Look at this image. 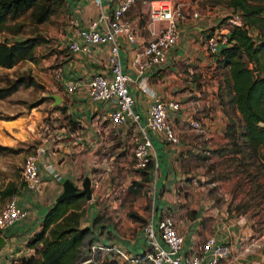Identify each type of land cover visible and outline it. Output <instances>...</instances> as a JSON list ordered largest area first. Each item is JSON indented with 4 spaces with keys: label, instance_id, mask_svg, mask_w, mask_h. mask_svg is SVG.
Listing matches in <instances>:
<instances>
[{
    "label": "crops",
    "instance_id": "0c3cea01",
    "mask_svg": "<svg viewBox=\"0 0 264 264\" xmlns=\"http://www.w3.org/2000/svg\"><path fill=\"white\" fill-rule=\"evenodd\" d=\"M110 1L104 0V6H98L91 0H66V10L70 14L69 30L62 42L66 51L53 68L55 81H52L49 93H57L63 97V101L56 105L67 109L71 121L66 126L55 128L49 135L50 140L52 136H57L58 139L53 138L49 142L45 139L47 151L40 162V174L43 179L41 190L36 194L25 186L20 187L19 202L29 214L5 229L6 242L0 246V261H6L4 264L10 263L9 255L29 256L36 252L35 248L28 245L29 238L41 228L46 212L64 189L65 179L70 178L78 184L83 171H87L92 177L90 164L99 147L110 143L114 149H119V144L126 142L131 132L137 135L130 119L121 126L112 122V101H93L89 97V83L92 77L97 73L110 72L109 45H92L89 50L79 52H73L69 48L70 40L78 37L77 25H87L99 18L102 11L109 12ZM151 1L136 0L129 11L140 40L148 39L151 34ZM187 3L190 8L186 7L188 16L181 22L179 44L171 50L167 63L161 68L146 71L145 78L137 73L132 64L137 49H133L125 37H119L122 42L123 68L131 76L130 86L136 96L134 108L142 113L144 122L150 105L158 97L178 98L183 105L182 110L176 113L178 117L173 120L181 136L180 142L170 143L162 135L150 132L155 159L152 181L153 213L156 219L163 214L176 218L185 237V250L188 252L195 250L208 235L215 234L221 241H229L232 244L234 255L238 258L237 264H264V231L256 233L250 225H239L246 217L243 214L229 218L219 207L207 210V194L203 195V199H198L197 193L194 192L197 182H191L196 169L193 159L205 156L227 141L225 131L231 110L226 104V95H220L223 73L217 67L218 54L226 44H221L218 52L214 53L210 51L207 43L210 32L226 26L221 24L222 21H214L215 17L225 13H212L208 19H204L195 0H188ZM221 8L231 10L226 5H217L213 10ZM195 11L199 13L197 16L190 14ZM71 82L77 85L73 91L68 88ZM52 100V105L56 107L55 98L52 97ZM194 119H199L205 128L196 130L191 127V121ZM54 141L57 142L55 146L58 148L53 146ZM198 168L204 169L203 165ZM205 178V175L198 174L202 183L199 187L205 188ZM107 184V188H110L107 193L109 196L115 189L111 187V182ZM97 196V190H93V198L89 200L91 207L87 208L82 220L83 226L90 225L94 229L92 248L94 245L118 242L131 251L143 252L147 247L143 234L132 241L123 238L115 223L102 224L106 227L102 231V226L94 222L96 214L100 211ZM108 202L111 207L116 205L115 200L109 199ZM209 213L213 216H208ZM85 250L87 257L90 256L92 250Z\"/></svg>",
    "mask_w": 264,
    "mask_h": 264
},
{
    "label": "rangeland",
    "instance_id": "374dc122",
    "mask_svg": "<svg viewBox=\"0 0 264 264\" xmlns=\"http://www.w3.org/2000/svg\"><path fill=\"white\" fill-rule=\"evenodd\" d=\"M195 1L198 4L197 9L204 19H208L209 14L212 13L226 14L230 12L222 8L214 11L211 8L213 4L211 0ZM172 2L183 8L187 6L190 8L188 0H172ZM217 5L225 6L223 3ZM21 19L27 22L25 33H23L26 36L34 29V24L29 21L30 12L23 15ZM69 24L70 14H68L66 6L57 7L50 18L38 25V29L36 28L48 38L47 41L38 45L36 50L38 58L22 60L12 67L0 65V87L10 85L21 75L25 77L31 75L36 81V84L33 85L22 83L9 95L0 97V144L6 146V148H0L1 188L11 183L19 188L24 186L22 168L26 156L34 153L38 145H46L45 139L48 142L53 138H55L54 140L58 139L57 136H52L50 140L49 135L55 131V128L66 126L71 121L67 109L62 105H56L59 108L56 109L52 105V96L48 94L51 92L52 81H55L53 68L59 57L66 51V46L62 42L69 30ZM3 35L12 37L9 33ZM0 38L2 39L1 36ZM135 137L134 132H131L126 142L119 144V149H114L113 144L110 143L103 144L97 149L92 164H90L92 168L90 174L94 180L92 194L93 190H97L99 199L98 196L96 199L100 205V211L96 214L94 222L101 226L113 222L117 225L119 233L124 236L123 238L132 241L143 234L144 224L154 212L153 167L151 170V174H153L149 181L144 183L142 192L138 195L128 192L135 180L142 181L145 176L144 168L137 165ZM54 143L53 146L56 147L57 142L54 141ZM238 157L232 155V152L221 153L213 150L206 153V156L193 159L192 162L196 169L191 182H197L194 192L197 193L198 199H203V195L207 194V210L219 207L227 213L229 218L243 214L246 217L239 225L242 224L243 227L250 225L254 232L260 233L264 231V166L259 163L243 164ZM154 162L153 157V164ZM201 165L204 169L198 168ZM88 174L87 171H83L80 175L77 184L79 189L83 188V180ZM198 174L205 175V188L199 187L202 183L198 179ZM213 180L217 182L212 183ZM107 182H111V187L115 189L109 196L107 193L110 188H107ZM42 186L43 184L34 193L37 194ZM7 199L8 196L4 198L0 196V209L5 205ZM91 199L85 195L84 207L86 210L91 207L89 201ZM109 199L116 201L114 207L110 206ZM131 212L136 216L131 217ZM211 214L209 213L208 216H213ZM101 229L104 231L106 227L102 226ZM116 244L122 246L118 242ZM40 245L41 243L38 244V247L42 246ZM33 248L36 251L37 247ZM104 249L106 248H96L94 253H97L98 250L104 251ZM108 253H110V259L117 261V264H128L113 251ZM18 257L23 256L9 255V264ZM4 263L6 261H0V264ZM144 263L152 264L148 260L143 261Z\"/></svg>",
    "mask_w": 264,
    "mask_h": 264
},
{
    "label": "built area",
    "instance_id": "2783aa9c",
    "mask_svg": "<svg viewBox=\"0 0 264 264\" xmlns=\"http://www.w3.org/2000/svg\"><path fill=\"white\" fill-rule=\"evenodd\" d=\"M98 6H104V0H91ZM136 0H111L109 12L102 11L99 18L87 25H77L78 37L70 40L69 48L73 52L89 50L92 45H109V73L95 74L89 83V97L93 101H112L114 109L110 118L116 126H121L129 119L137 130L135 135V157L137 165L147 167L153 159V139L150 132L162 135L170 143L181 140L180 133L174 125V118L183 108L178 98L158 97L149 107L146 120L140 111L135 110L136 96L130 81L131 76L123 68L121 57L122 42L120 36L137 49L132 64L137 73L144 78L145 72L161 68L167 63L169 54L181 39V22L188 15L186 8L172 0H152L149 9L151 34L148 39L140 40L129 11ZM197 16V11L190 14ZM228 25L218 27L207 36L208 48L217 53L221 44L230 43L229 25L242 24L239 12H228ZM81 39V40H80ZM70 91L77 88L76 83L68 85ZM146 89V88H145ZM191 127L203 130L205 125L199 120L191 121ZM47 151L45 144L36 147L35 152L26 156L22 173L24 186L30 191H37L43 184L40 174V162ZM48 162H46L47 165ZM50 166V164H49ZM28 210L19 202V195L10 196L0 209V237L5 236V229L28 216ZM143 236L147 247L136 253L116 243L94 245L91 257L96 248L113 251L128 264H237V255L229 241H221L215 234L208 235L192 252L185 250V237L180 231L176 218L163 214L156 219L154 213L144 224Z\"/></svg>",
    "mask_w": 264,
    "mask_h": 264
},
{
    "label": "trees",
    "instance_id": "16d2710c",
    "mask_svg": "<svg viewBox=\"0 0 264 264\" xmlns=\"http://www.w3.org/2000/svg\"><path fill=\"white\" fill-rule=\"evenodd\" d=\"M211 1L212 9L223 3L230 11L239 12L243 19L240 25H229L230 43L224 45L218 54L217 67L223 73L220 95H226L231 116L225 131L227 142L214 152H232V155L241 157L238 159L243 164L264 166V0ZM65 3L66 0H0V65L12 67L22 60H36L38 45L48 40L37 26ZM28 12L34 29L24 36L27 22L21 17ZM222 23L228 25V16ZM5 33L12 37L4 36ZM257 72L261 75L258 76ZM22 83L33 85L36 81L31 75H21L10 85L0 87V97L9 95ZM0 148L6 146L0 144ZM152 167L153 159L144 167L143 180H135L128 189L129 193L138 195L142 192L144 183L150 179ZM19 190L11 183L0 187V196L9 198ZM84 199V194L56 199L46 212L41 228L29 238L28 245L37 247L36 252L18 257L11 264H81L87 256L85 248L92 250L95 234L92 226L82 225L86 212ZM130 216L136 214L131 212ZM40 243L42 246L38 247ZM108 252L111 251L104 249L95 253L98 264H117L110 259Z\"/></svg>",
    "mask_w": 264,
    "mask_h": 264
},
{
    "label": "water",
    "instance_id": "95a60500",
    "mask_svg": "<svg viewBox=\"0 0 264 264\" xmlns=\"http://www.w3.org/2000/svg\"><path fill=\"white\" fill-rule=\"evenodd\" d=\"M226 18L225 15H218L214 18L215 22H221ZM1 40V38H0ZM257 75H261L260 72H257ZM50 96L55 98V105L59 104L63 101V97L60 94L57 93H49ZM92 177L90 175H87L83 180V188L79 189V186L70 178H67L63 182L64 189L59 194L57 199L62 200L70 196H79L81 194L86 195L88 199L92 198ZM6 242V239L4 236L0 237V246H2ZM81 264H98V262L94 259V257L88 256L86 257Z\"/></svg>",
    "mask_w": 264,
    "mask_h": 264
}]
</instances>
